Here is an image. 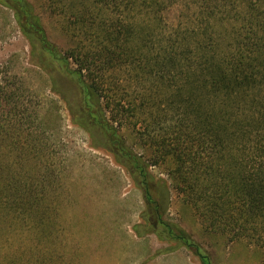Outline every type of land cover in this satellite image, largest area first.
<instances>
[{
	"label": "trees",
	"instance_id": "16d2710c",
	"mask_svg": "<svg viewBox=\"0 0 264 264\" xmlns=\"http://www.w3.org/2000/svg\"><path fill=\"white\" fill-rule=\"evenodd\" d=\"M70 3L77 41L63 52L30 0H0L72 123L143 191L146 224L134 228L177 243L164 252L185 246L202 264H213L190 233L164 219L166 180L150 166L169 161L174 188L206 227L264 248V0ZM53 10L62 14L64 4ZM29 94L0 85V232L34 230L32 242H19L32 254L27 263L77 264L75 240L65 236L57 206L44 205L47 185L55 192L59 180L55 161H45L42 113L25 101ZM126 126L145 136L154 161L127 144ZM45 171L52 172L50 183ZM5 261L13 263L10 256Z\"/></svg>",
	"mask_w": 264,
	"mask_h": 264
},
{
	"label": "rangeland",
	"instance_id": "374dc122",
	"mask_svg": "<svg viewBox=\"0 0 264 264\" xmlns=\"http://www.w3.org/2000/svg\"><path fill=\"white\" fill-rule=\"evenodd\" d=\"M30 1L42 16L50 39L61 51L66 52L76 44L77 37L72 32L74 18L69 14L76 11L70 3L73 0H63L61 4H58L59 0ZM62 4L65 12L60 14V10H53L55 5L62 7ZM170 15L175 16V12ZM30 52V44L17 26L12 11L0 6V85L5 90L22 86L30 93L25 101L42 113L46 130L43 155L47 165L55 161V174L59 180L55 192L51 191L50 184L47 185L44 205L57 206L58 220L68 227L65 236L75 240L79 252L77 264H148L155 254L168 253L162 249L177 245L175 241L161 239L153 232L140 235L144 227L134 228L138 223L146 224L143 215L148 207L141 188L111 155L91 147L88 133L72 123L67 106L51 91L45 73L31 62ZM73 66L77 68L75 63ZM122 133L134 151L143 154L148 161L155 160L153 148L138 128L126 126ZM170 165L168 161L150 166L156 179L166 180V186L160 188L162 193L170 196L164 219L190 233L213 264H264L263 247L243 239L231 241L226 234L206 227L203 217L174 188L168 171ZM51 173H43L47 176L44 178L46 183H50ZM53 214L54 211L49 210L46 217L53 219ZM155 228L158 230L161 226ZM25 235L19 231L0 232V264H7V256L12 259V264H20L22 259L25 261L26 257L32 256L31 252L20 249L19 242L21 237L32 242L34 230H28ZM181 249L193 262H200L199 257L185 246L175 250ZM64 256H67L66 252ZM27 264L33 263L30 260Z\"/></svg>",
	"mask_w": 264,
	"mask_h": 264
},
{
	"label": "crops",
	"instance_id": "0c3cea01",
	"mask_svg": "<svg viewBox=\"0 0 264 264\" xmlns=\"http://www.w3.org/2000/svg\"><path fill=\"white\" fill-rule=\"evenodd\" d=\"M148 264H202L201 261L193 262L184 250H174L164 254H155Z\"/></svg>",
	"mask_w": 264,
	"mask_h": 264
}]
</instances>
